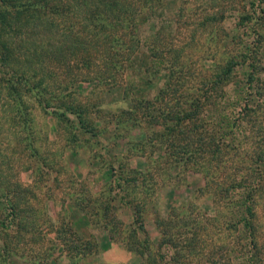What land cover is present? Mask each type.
Listing matches in <instances>:
<instances>
[{"label": "rangeland", "instance_id": "1", "mask_svg": "<svg viewBox=\"0 0 264 264\" xmlns=\"http://www.w3.org/2000/svg\"><path fill=\"white\" fill-rule=\"evenodd\" d=\"M245 1L139 0L141 6H130L124 14L98 0L89 6L79 5L80 0H0L6 24L13 26L18 18L25 24L24 15L36 16L17 37L34 40L38 52L55 37L47 57L40 54L35 63L19 53L28 51L22 44L14 42L6 55L0 47V192H9L6 200L0 196V264H264V89L248 84L249 69L240 57L231 67L228 60L245 47L253 60L258 48L257 60L264 64V0H256V6H243ZM40 8L47 13L44 20L56 24L53 32L43 30ZM95 19L104 24L96 38L107 48L112 39H131L124 50L107 55L94 40L88 55L69 61L62 46L54 47L66 26L93 36L89 24ZM235 34L243 48L230 40ZM151 36L160 38L164 50L156 60ZM188 41L182 59L178 49ZM182 66L184 79L169 93L168 105H177L173 114L197 102L203 107L201 119L216 127L220 119L227 121L225 129L241 108L252 109L235 125L236 138L232 133L224 137L230 158L218 162L210 176L198 161L185 167L175 162L168 134L163 136L164 127L156 122L150 124L149 114L136 123L118 120L137 100L160 107L166 83L179 76ZM223 70L231 80L224 81ZM79 73L86 79L67 75ZM215 75L222 81L211 84ZM258 76L264 83V73ZM154 130L159 135L150 143ZM133 168L145 180L149 173V193L124 182L107 190L115 176L126 178ZM128 200L142 204L139 220ZM157 217L165 221L164 232ZM69 224L73 230L65 231ZM69 238L75 239L72 244L91 242L92 252H68ZM135 241L139 253L127 248Z\"/></svg>", "mask_w": 264, "mask_h": 264}, {"label": "trees", "instance_id": "2", "mask_svg": "<svg viewBox=\"0 0 264 264\" xmlns=\"http://www.w3.org/2000/svg\"><path fill=\"white\" fill-rule=\"evenodd\" d=\"M90 1V3L93 0H80L79 5H85V6H89L88 2ZM101 1L104 5L106 3L108 4H113L111 11H119L121 13L127 14L129 12V9L131 10L130 6H141L139 0H123V1H128L127 3L123 2L122 0H98ZM122 1V2H121ZM258 1V0H257ZM257 1L256 0H247L245 1V3H242L243 6L245 4V6H256L257 5ZM117 5L118 8H117ZM21 11H25L27 10L26 8L20 9ZM41 14L39 15L41 18V22H42V27L43 30L45 31H50L53 32V27L56 25L53 22H50V20L47 18L46 20H44V18L47 17V13L45 12L44 9L40 8ZM56 11V10H54ZM102 11V10H101ZM19 14V13H18ZM44 18H43V16ZM8 13L2 12L0 11V47H2V52L3 55L7 54V50H9V47L15 42L17 44H22L24 45V49L27 48L28 51L23 52V51H19V53L21 55H25L28 56L30 58L31 63H35L38 59L40 54H42L43 56L47 57V52L51 49L50 46H52L53 39L55 37L50 38L49 43H45L43 44L42 48H40V53L37 51L39 47H33V43L34 40L31 39H23V38H19L18 36L23 35V29H25L24 31L27 30V28H29L32 25V22H34L35 19V15L32 17V19L29 18H25V15L22 17L21 20L27 19L25 24L20 21V20H16L13 24V26L10 25V23L6 24V17H7ZM224 13L220 14V17L223 18ZM226 17V16H225ZM38 18V17H37ZM36 18V21H37ZM237 18H241L243 19L244 16L238 15ZM216 19V17H215ZM21 24V25H19ZM203 25V24H202ZM90 30L93 32V36L91 35H86L84 34V36H80L79 33H76L75 31L72 32V30L70 29L71 27L66 26V33H63L61 35V38L59 39L60 42L57 43V45H54V47H56V49L58 50L59 47H63V49L66 50V52L68 53V59L69 61L71 60V57L73 56H78L79 54L81 55V53H84L85 55H88L89 52H91L92 50V46H94L92 44V42L94 40L99 41V45H100V49H102V51L104 50L105 53L107 55H109V52L111 54H113L112 49L115 50H124V48L122 47L123 45H126V43H128L130 40H126L127 37H125V39L120 38V39H112V44L107 48V42H105L103 40L102 42V38H96V35L99 34L100 35V31H103L102 29L104 28V24L98 23V21L95 19V21L91 22L89 24ZM57 28V26H56ZM59 30V28H58ZM57 30V31H58ZM129 35L131 34V31H128ZM126 35V34H124ZM159 35V34H158ZM160 36V35H159ZM226 37H229L230 34H225ZM139 37V36H138ZM152 37V36H151ZM262 34H258L257 38L255 39L257 43L260 44L262 41ZM49 39V38H48ZM139 39V38H138ZM152 39V43H151V57L153 59H158L159 56L161 57V55L163 54L162 52L163 47L161 46V43L159 42L160 38ZM191 41L194 40L193 36H191L189 38ZM235 39V41H237V43H240L242 45L243 48V40L241 37H239L237 34L232 35L230 40L233 41ZM138 40L134 39L131 42H137ZM106 44V46L104 47V45ZM177 44V43H176ZM191 45V42L188 41L184 46H181L180 49H178L179 55L178 57H184V53L185 51L187 52L188 50V46ZM30 47H32V49H30ZM102 47V48H101ZM247 47H245L244 49H242L241 51H239L237 54H235L234 56L229 55V67H231L232 65L234 66L237 62H234L235 57H240V64L242 65H246L249 69L248 72V84L251 83H255L257 82L258 84H260V88H262V90L264 89V83H262V79L257 78V75L259 73V71H262L264 73V64L260 65V62L257 60L258 56H260L258 48L257 51L253 52L254 56H253V60H248L250 57H248L249 53L247 52ZM49 49V50H48ZM234 51V49H232ZM169 51H166V53H168ZM165 53V52H164ZM89 57V56H88ZM6 58V57H4ZM89 60V58H87ZM127 60V59H126ZM42 62V61H41ZM90 64L91 62L88 61ZM88 63V64H89ZM116 64V62H114V65ZM123 66V64L121 65ZM180 66V65H179ZM245 66V67H246ZM180 68V74L179 76L175 77V79H179L178 82H175L174 80H170L166 83V98L164 96L163 99V104L160 105V107H157L155 110L154 108L152 109V104H155V102H151L147 101V100H137L135 103H133L131 105L130 108H128L125 112H123L124 116L120 117L118 116V120L120 118V123L122 125H124V122L129 121L130 119H132L134 121V123H136V121H140L141 118L146 117V115L149 114L150 116V124L152 123H157L160 126L164 127V131L161 132V134L163 136L166 137V135L168 134V138H167V149L170 153H172L171 155H173L175 157V162L179 164H181L182 166L185 167V164H188V162H192L195 163L198 161L199 165L201 164L203 167L202 171H205L204 173L208 176L211 175V173L213 174L216 170V166L218 165V162H224L225 159L230 158L229 154L230 151H232L231 147L229 146V144H227V142L224 140V137H227L229 134H231L234 130L235 125L237 124V122L239 120L243 119V116L245 112H249L252 111V109L250 108H241L242 110L239 112L238 118H234L232 120V122H230V126L231 127H227L225 129H223L222 127L225 126L228 122L223 121L222 119H220L221 124L219 126H214L212 124V122L210 121V119L208 120H203L199 117L200 111H202L201 105H199V103L195 102L193 104L190 105V110L188 108V106H186L185 108H183L180 112H175V114H173L172 112V108L175 106L177 107V105L174 104V106H170L168 105L169 102H171V92L176 91V88H173V84L176 85V87L180 84V82L184 79L182 77H184L185 75V70L183 69L184 67H179ZM228 68V67H227ZM14 72V71H12ZM89 72H92V70H90ZM224 73V74H223ZM223 73L221 74V76H224V81L226 80H231L232 78V74L228 73L226 70H223ZM75 77H80L82 79H86V76H84L83 74H67ZM211 74H208V81ZM212 80H211V84H216L220 81H222V78L218 77L217 75L212 76ZM8 81H12V76H10L8 78ZM23 81V80H22ZM104 81H108L107 79H104ZM104 81L101 83L103 85ZM106 84V83H105ZM104 84V85H105ZM100 89H103V87L98 86ZM118 89H120L121 87L118 86ZM111 90V89H110ZM162 93H165L163 90L161 91ZM223 95H224V90L220 91ZM157 97V96H155ZM74 99V98H73ZM246 99V105H251L248 104L249 101H247ZM76 100V99H74ZM45 108H48L50 106V104L45 103L43 105ZM71 106V105H70ZM72 107V106H71ZM62 108L64 109V107L62 106ZM74 110V108H69V106H66L65 110ZM159 110V111H158ZM152 113H151V112ZM158 112V113H157ZM27 117V116H26ZM25 118V117H24ZM27 119V118H26ZM238 119V120H237ZM27 120H24V122L26 123ZM224 122V123H223ZM213 125V126H212ZM233 137L236 138V134L235 132L232 133ZM159 135L158 131H153L152 136L149 140L150 143L153 142V138L155 136ZM231 137V140L235 142L234 138ZM229 139V138H228ZM158 140V139H155ZM133 148V146H132ZM140 152H142V150H140ZM42 157H40L41 159H47L44 154H41ZM217 162V163H216ZM213 167V170H210ZM131 173L133 172V174H128V176L126 178H124L123 176H115L116 179H114V181L108 183L105 187H107V190H112L113 189V185L116 184V187L118 188H122L123 185H121V182H124L126 185L127 184H133L134 188H138L140 186H142V192L144 193H149L151 190H149V185H152L153 182L150 179V176H148L147 174V178L145 180V178H143V174L141 173L140 170H135L134 168L130 170ZM142 176V179H140ZM211 182V181H210ZM214 182V181H212ZM236 186L240 187V184H236ZM242 186V185H241ZM236 187V188H238ZM152 189V188H151ZM228 188H225V192L227 193L229 190H227ZM104 192V191H102ZM11 193V192H10ZM9 194V192H8ZM8 194L6 192H0V196L4 197L6 199H8ZM11 195V194H10ZM250 195V194H249ZM17 196H15L14 198V203H15V199ZM12 202V200L10 201ZM128 203H130L133 208H134V214L136 216V219L139 220V218H141L142 215V204L140 203V201L138 200V202L136 200H128ZM104 217L107 218L109 215V211H108V207H104ZM11 210H13V208H11ZM248 210H251V207L248 208ZM12 215V214H11ZM166 220V219H165ZM167 221V220H166ZM107 225H109V223H105ZM156 225L161 229V231H165V221L162 218H158L156 220ZM172 225V224H170ZM142 227V225H140ZM115 227V226H114ZM112 227V228H114ZM176 227V226H175ZM179 227V224L177 226V228ZM174 228V227H173ZM172 228V229H173ZM68 229L73 230L72 229V225L69 224L67 228H65V231H67ZM111 231V230H110ZM72 233V232H71ZM194 237V235H193ZM71 242V241H75L72 240L71 238L67 239V242ZM138 243L135 241L133 243L128 242L127 244V248L135 253H139L138 248H135L134 246L137 245ZM92 248H93V244L89 241H84V240H79V243H73L71 242L69 248H68V252H72V254H76V255H81V254H87L92 252ZM147 257L150 256V250H147ZM142 256L145 258L144 254H142ZM142 257V258H143ZM214 264V263H213ZM253 264H257V262H254Z\"/></svg>", "mask_w": 264, "mask_h": 264}]
</instances>
